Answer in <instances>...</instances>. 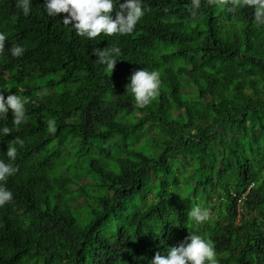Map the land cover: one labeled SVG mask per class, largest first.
<instances>
[{
    "label": "trees",
    "instance_id": "1",
    "mask_svg": "<svg viewBox=\"0 0 264 264\" xmlns=\"http://www.w3.org/2000/svg\"><path fill=\"white\" fill-rule=\"evenodd\" d=\"M44 4L24 16L0 0V94L28 101L25 123L0 119V159L24 141L4 182L0 264H150L189 233L211 240L217 264H264V25L253 8L200 0L192 16L191 0H142L132 33L90 40ZM113 46L111 71L93 51ZM141 69L160 78L144 107L126 92ZM196 204L206 221L189 219Z\"/></svg>",
    "mask_w": 264,
    "mask_h": 264
},
{
    "label": "clouds",
    "instance_id": "2",
    "mask_svg": "<svg viewBox=\"0 0 264 264\" xmlns=\"http://www.w3.org/2000/svg\"><path fill=\"white\" fill-rule=\"evenodd\" d=\"M32 0H15V6L20 9L24 16L30 13ZM243 3L253 8V17L257 25H264V0H243ZM200 7V0H191V15L196 16V10ZM44 10L49 16H56L58 13H67L63 17V23L70 25L75 30L77 36L93 39L101 33L130 34L133 32L138 21L146 11L142 7V0H45ZM114 12V16L111 13ZM5 35L0 33V52L4 51ZM11 57L16 58L23 55L25 49L12 44L8 49ZM93 54L98 57L99 62L105 66L106 70H113L120 55L118 47L103 48L94 50ZM160 86L159 74L156 71H146L144 69L132 72L129 83L126 85V92L131 93L132 99L138 107L146 106L157 94ZM48 94L47 88L37 91V98ZM27 99L17 94H8L6 97L0 94V119L6 118V114L11 111L13 125H21L27 121L25 104ZM47 131H56L55 118L47 120ZM10 133L6 126H0V137ZM24 141L20 137H15L7 145L4 155L10 162L0 159V206L12 199V193L4 186L8 177L17 172V168L11 163L16 159L17 145L22 147ZM190 220L200 223L209 217L208 209L200 204L190 206L187 212ZM186 243L169 247L166 255L156 254L150 264H217L216 253L211 240L200 235L189 233Z\"/></svg>",
    "mask_w": 264,
    "mask_h": 264
},
{
    "label": "rangeland",
    "instance_id": "3",
    "mask_svg": "<svg viewBox=\"0 0 264 264\" xmlns=\"http://www.w3.org/2000/svg\"><path fill=\"white\" fill-rule=\"evenodd\" d=\"M193 64H194V67H196V68L198 67V65H197V63H196V62H194Z\"/></svg>",
    "mask_w": 264,
    "mask_h": 264
}]
</instances>
